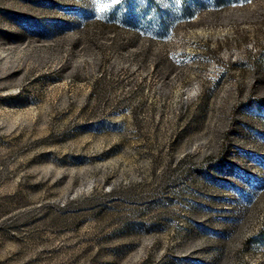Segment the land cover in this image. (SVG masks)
Here are the masks:
<instances>
[{
  "label": "rangeland",
  "instance_id": "1",
  "mask_svg": "<svg viewBox=\"0 0 264 264\" xmlns=\"http://www.w3.org/2000/svg\"><path fill=\"white\" fill-rule=\"evenodd\" d=\"M0 264H264V0H0Z\"/></svg>",
  "mask_w": 264,
  "mask_h": 264
},
{
  "label": "trees",
  "instance_id": "2",
  "mask_svg": "<svg viewBox=\"0 0 264 264\" xmlns=\"http://www.w3.org/2000/svg\"><path fill=\"white\" fill-rule=\"evenodd\" d=\"M221 1H224V0H216V2H221Z\"/></svg>",
  "mask_w": 264,
  "mask_h": 264
}]
</instances>
